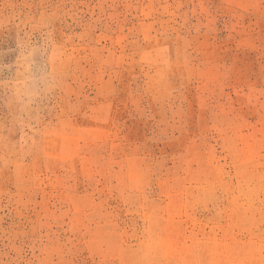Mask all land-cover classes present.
Listing matches in <instances>:
<instances>
[{"label":"rangeland","instance_id":"1","mask_svg":"<svg viewBox=\"0 0 264 264\" xmlns=\"http://www.w3.org/2000/svg\"><path fill=\"white\" fill-rule=\"evenodd\" d=\"M0 264H264V0H0Z\"/></svg>","mask_w":264,"mask_h":264}]
</instances>
